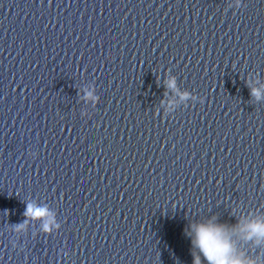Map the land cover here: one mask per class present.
Returning <instances> with one entry per match:
<instances>
[{
	"label": "water",
	"instance_id": "1",
	"mask_svg": "<svg viewBox=\"0 0 264 264\" xmlns=\"http://www.w3.org/2000/svg\"><path fill=\"white\" fill-rule=\"evenodd\" d=\"M160 3L0 0V264H86Z\"/></svg>",
	"mask_w": 264,
	"mask_h": 264
},
{
	"label": "clouds",
	"instance_id": "2",
	"mask_svg": "<svg viewBox=\"0 0 264 264\" xmlns=\"http://www.w3.org/2000/svg\"><path fill=\"white\" fill-rule=\"evenodd\" d=\"M170 88L175 87V81H169ZM91 96V93L88 94ZM188 94L184 93L182 98ZM252 95L260 99L261 93L257 89H252ZM25 217L33 219L49 217V210L45 207H37L31 203L27 204ZM23 227V225H18ZM44 231H50V224L48 222L43 225ZM192 233V245L194 249H198L199 253L193 252V264H202L201 255L208 264H255L253 261H244L233 256V246L229 239L225 237V226L220 224H195L190 226ZM248 239L253 236L258 239H264V223L253 222L247 225Z\"/></svg>",
	"mask_w": 264,
	"mask_h": 264
}]
</instances>
